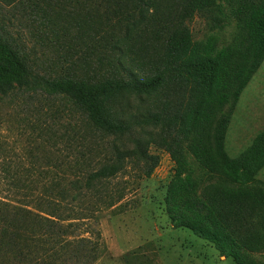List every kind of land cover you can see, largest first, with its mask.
Masks as SVG:
<instances>
[{"label":"trees","instance_id":"obj_1","mask_svg":"<svg viewBox=\"0 0 264 264\" xmlns=\"http://www.w3.org/2000/svg\"><path fill=\"white\" fill-rule=\"evenodd\" d=\"M219 1L103 0L107 7L112 2L114 27L124 30L98 35L89 23V63L69 60L54 69L37 63L0 27V96L58 97L85 116L89 130L108 138V160L69 182L77 190L71 199L124 171L128 162L142 163L149 177L159 163L149 146L157 144L174 163L165 195L172 227L188 228L235 264H264L256 256L264 252V188L254 184L264 167V129L236 156L225 147L239 96L264 61V0H223L239 39L220 49L210 38L194 40L189 27L196 15L224 26ZM124 6L127 13L119 17ZM188 153L210 182L191 176ZM21 213L22 222L32 215L59 226L0 199V243L11 247L22 238ZM75 247L79 262L90 264L97 256L89 238H79Z\"/></svg>","mask_w":264,"mask_h":264},{"label":"rangeland","instance_id":"obj_2","mask_svg":"<svg viewBox=\"0 0 264 264\" xmlns=\"http://www.w3.org/2000/svg\"><path fill=\"white\" fill-rule=\"evenodd\" d=\"M111 3L107 7L103 0H0V27L48 69L69 60L89 63V23L97 26L91 33L98 35L124 30L114 27L118 18ZM219 3L227 19L224 26L199 15L189 22L194 40L210 38L218 49L234 46L239 39L237 21L226 3ZM125 7L119 17L126 15ZM263 129L264 61L235 105L226 132L227 153L236 156ZM149 152L159 156L149 177L143 175L142 163L128 162L124 171L71 199L77 190L71 191L69 182L108 160V138L89 130L85 116L58 97L0 96V199L59 223L48 226L32 215L22 222L21 213L22 238L11 247L0 243V264H28L33 259L86 264L75 254L81 237L97 246L90 264H235L188 228L172 227L165 195L174 163L157 144H151ZM187 157L191 176L210 182L194 157ZM254 184L264 188V167ZM256 256L263 260L264 252Z\"/></svg>","mask_w":264,"mask_h":264}]
</instances>
